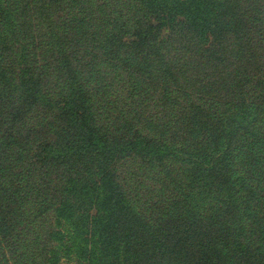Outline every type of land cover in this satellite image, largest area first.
I'll return each mask as SVG.
<instances>
[{"label": "trees", "instance_id": "1", "mask_svg": "<svg viewBox=\"0 0 264 264\" xmlns=\"http://www.w3.org/2000/svg\"><path fill=\"white\" fill-rule=\"evenodd\" d=\"M0 264H264V0H0Z\"/></svg>", "mask_w": 264, "mask_h": 264}]
</instances>
